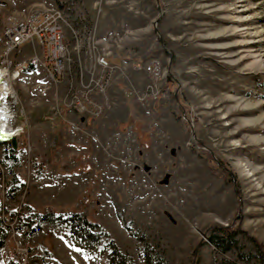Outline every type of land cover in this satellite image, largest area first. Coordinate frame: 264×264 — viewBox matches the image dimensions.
<instances>
[{
    "label": "rangeland",
    "instance_id": "1",
    "mask_svg": "<svg viewBox=\"0 0 264 264\" xmlns=\"http://www.w3.org/2000/svg\"><path fill=\"white\" fill-rule=\"evenodd\" d=\"M44 10L69 14L62 73L36 37L7 50L5 29ZM0 71L16 133L0 264H264V0H0ZM50 210L103 242L21 221ZM218 227L241 231L234 249Z\"/></svg>",
    "mask_w": 264,
    "mask_h": 264
},
{
    "label": "trees",
    "instance_id": "2",
    "mask_svg": "<svg viewBox=\"0 0 264 264\" xmlns=\"http://www.w3.org/2000/svg\"><path fill=\"white\" fill-rule=\"evenodd\" d=\"M14 141V138H10L7 141L1 142L0 145H2L5 149L11 148L12 151H16ZM5 219V217L0 215L1 246L5 244L8 237L7 229L9 225L7 224ZM21 221H23L25 224H28V226L36 231L42 227L43 223L56 221L68 223L72 228V233L76 242L85 247L91 245L97 247L103 242V236L105 235V233L101 229H97L99 228V224L97 222L87 219L82 215V213L78 211L57 213L56 211L50 210L44 213L35 212L30 217L21 216ZM240 232L241 231L239 229L218 227L217 233H215V235H213L211 238L223 252H228L238 245V234ZM251 240L255 242V239L253 237H251ZM110 244L114 248L113 255H117L119 258H123L114 242L112 241ZM255 244L257 245L258 243L255 242ZM257 246L259 251H257L258 253H256V256H258L262 263H264V249L259 246V244Z\"/></svg>",
    "mask_w": 264,
    "mask_h": 264
},
{
    "label": "built area",
    "instance_id": "3",
    "mask_svg": "<svg viewBox=\"0 0 264 264\" xmlns=\"http://www.w3.org/2000/svg\"><path fill=\"white\" fill-rule=\"evenodd\" d=\"M69 14L58 15L56 10H44L38 12L33 18L26 21L11 23L5 31L8 34L7 50L14 49L31 38H37L44 51H46V59L52 65V69L56 73H62L65 68L64 55L66 51V31L64 25H68ZM33 59L32 62H36ZM100 65L110 68L109 62L102 57ZM148 71L156 70L155 62L147 66Z\"/></svg>",
    "mask_w": 264,
    "mask_h": 264
},
{
    "label": "bare ground",
    "instance_id": "4",
    "mask_svg": "<svg viewBox=\"0 0 264 264\" xmlns=\"http://www.w3.org/2000/svg\"><path fill=\"white\" fill-rule=\"evenodd\" d=\"M240 21L241 20H244V19H239ZM6 35L8 36V34H7V32H6ZM46 64V63H45ZM47 66V65H46ZM3 74L2 73H0V77L2 76ZM2 81H4V82H2ZM2 81H0V97H2L3 96V94H4V92L5 91H7L6 89H7V86H6V82H5V80L4 79H2ZM7 95V94H6ZM2 100H6L5 99V97H3V99ZM1 100V101H2ZM5 109H6V105L5 104H0V127L1 126H4L3 127V129H4V131H11V130H14V129H11L10 128V130H8V125H9V117H10V119L13 117L12 116V114H10L9 113V111L7 112H4L5 111ZM9 110V109H8ZM6 135H7V137H8V139H6V140H0V143L1 142H4V141H7V140H9L10 138H11V135H9V133H5Z\"/></svg>",
    "mask_w": 264,
    "mask_h": 264
},
{
    "label": "snow or ice",
    "instance_id": "5",
    "mask_svg": "<svg viewBox=\"0 0 264 264\" xmlns=\"http://www.w3.org/2000/svg\"><path fill=\"white\" fill-rule=\"evenodd\" d=\"M41 83H43V81H41ZM6 139H8L7 135L3 132L2 129H0V140H6ZM61 239H63V237H61ZM76 251H77V252H80L81 249H78V248H77ZM84 258H85V259H88L87 256H85Z\"/></svg>",
    "mask_w": 264,
    "mask_h": 264
}]
</instances>
